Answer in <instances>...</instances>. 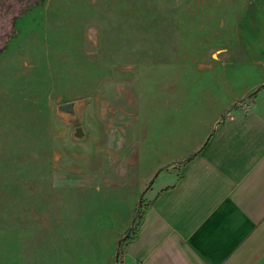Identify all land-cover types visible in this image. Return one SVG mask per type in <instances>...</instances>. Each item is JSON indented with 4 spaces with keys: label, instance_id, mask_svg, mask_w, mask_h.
<instances>
[{
    "label": "rangeland",
    "instance_id": "374dc122",
    "mask_svg": "<svg viewBox=\"0 0 264 264\" xmlns=\"http://www.w3.org/2000/svg\"><path fill=\"white\" fill-rule=\"evenodd\" d=\"M16 28L0 54V264L83 263L84 236L111 239L144 204L131 174L118 188L99 168L127 154L118 125L192 122L161 99L264 80V0H44Z\"/></svg>",
    "mask_w": 264,
    "mask_h": 264
},
{
    "label": "crops",
    "instance_id": "0c3cea01",
    "mask_svg": "<svg viewBox=\"0 0 264 264\" xmlns=\"http://www.w3.org/2000/svg\"><path fill=\"white\" fill-rule=\"evenodd\" d=\"M261 84L227 101L209 90L161 99V107L191 109L192 122L118 125L127 128V154L99 168L118 188L131 174L144 200L125 264H264V87L251 95ZM119 233L84 236L89 256L80 264H114Z\"/></svg>",
    "mask_w": 264,
    "mask_h": 264
},
{
    "label": "trees",
    "instance_id": "16d2710c",
    "mask_svg": "<svg viewBox=\"0 0 264 264\" xmlns=\"http://www.w3.org/2000/svg\"><path fill=\"white\" fill-rule=\"evenodd\" d=\"M43 1L44 0H1L0 1V22L2 23V21L4 19H9V25H10L9 31L6 33L4 32L5 38L3 40L0 39L1 40L0 41V54L2 53V51L7 46L9 39L12 36H14L15 34H17V32H18L17 28H16L17 19L22 17L26 13H28L33 8L39 7ZM1 23H0V26H2ZM263 87H264V84H261L255 91H253L251 93V95L254 96L256 94V92L260 88H263ZM193 155L194 154H190L187 156V158H191ZM141 207H142V205H141V199H140L138 207L133 214L132 224L134 226L131 224L132 226L130 228L132 231V235H130V233H129V234H126L124 237L119 238V241H118L117 247H116V257L114 260V264L117 263L118 261H120L127 242L131 238H133V236L136 232ZM134 223H136V225Z\"/></svg>",
    "mask_w": 264,
    "mask_h": 264
},
{
    "label": "built area",
    "instance_id": "2783aa9c",
    "mask_svg": "<svg viewBox=\"0 0 264 264\" xmlns=\"http://www.w3.org/2000/svg\"><path fill=\"white\" fill-rule=\"evenodd\" d=\"M115 264H125L124 261L122 260V258L120 259V261H118L117 263ZM137 264H144L142 262H137Z\"/></svg>",
    "mask_w": 264,
    "mask_h": 264
}]
</instances>
